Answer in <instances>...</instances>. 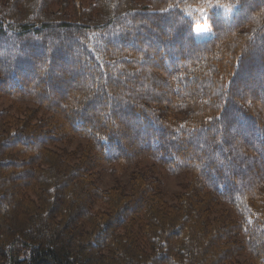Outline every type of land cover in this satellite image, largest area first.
Returning <instances> with one entry per match:
<instances>
[{"label": "trees", "instance_id": "1", "mask_svg": "<svg viewBox=\"0 0 264 264\" xmlns=\"http://www.w3.org/2000/svg\"><path fill=\"white\" fill-rule=\"evenodd\" d=\"M0 11V264H264V0ZM142 160L191 180L97 184Z\"/></svg>", "mask_w": 264, "mask_h": 264}, {"label": "rangeland", "instance_id": "2", "mask_svg": "<svg viewBox=\"0 0 264 264\" xmlns=\"http://www.w3.org/2000/svg\"><path fill=\"white\" fill-rule=\"evenodd\" d=\"M187 14L191 17H195L197 19L196 25H195V37L197 39H202L208 36H211L213 34V30L210 26V24L207 22L206 16H205V10L204 7H191L187 10ZM3 11H0V17H3ZM207 27L206 31L198 32V28ZM18 104H15L12 100L8 98H2L0 100V110L5 109H17ZM21 107L24 109L26 108L25 104H22ZM17 116H23L19 111L13 112ZM77 143V147L79 148L80 143ZM75 143L65 144L61 143L59 144L58 148L67 149V150H74ZM75 149L76 150H78ZM153 162L150 160H142L140 161L136 166L129 168L127 170L119 171V167L117 165L112 167H106L99 168V175L97 179V184L103 188H109L113 185H116L118 183H122L125 185L129 184L130 178L133 176V173L136 171H140L143 168H149L151 167L153 175L157 176L158 178H161V185L160 188H162L163 193L169 197L170 199L173 198L179 191L182 190V187H184L186 184L189 183L191 180L190 175H171L169 174L166 169H164L161 166H152ZM118 169L117 171H114ZM113 171V172H112Z\"/></svg>", "mask_w": 264, "mask_h": 264}, {"label": "snow or ice", "instance_id": "3", "mask_svg": "<svg viewBox=\"0 0 264 264\" xmlns=\"http://www.w3.org/2000/svg\"><path fill=\"white\" fill-rule=\"evenodd\" d=\"M217 7H221L226 12L231 11V6L230 5L217 4ZM197 30H198V32L206 31L207 27L205 26L203 28H198Z\"/></svg>", "mask_w": 264, "mask_h": 264}]
</instances>
